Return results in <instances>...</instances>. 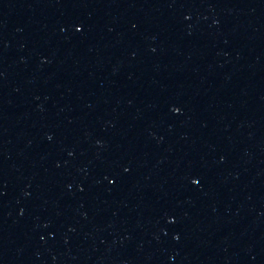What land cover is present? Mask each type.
Here are the masks:
<instances>
[{"label": "water", "instance_id": "1", "mask_svg": "<svg viewBox=\"0 0 264 264\" xmlns=\"http://www.w3.org/2000/svg\"><path fill=\"white\" fill-rule=\"evenodd\" d=\"M0 264H264V0H0Z\"/></svg>", "mask_w": 264, "mask_h": 264}]
</instances>
